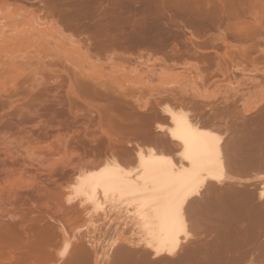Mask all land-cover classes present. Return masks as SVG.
Segmentation results:
<instances>
[{
  "label": "rangeland",
  "instance_id": "374dc122",
  "mask_svg": "<svg viewBox=\"0 0 264 264\" xmlns=\"http://www.w3.org/2000/svg\"><path fill=\"white\" fill-rule=\"evenodd\" d=\"M221 32L227 44L215 40ZM125 34L146 36L148 45L117 46L122 56L111 48L96 57L85 52L90 42L95 52L118 36L126 46ZM190 37L212 41L200 49L208 58L193 56ZM154 41L167 57L150 49ZM238 48L249 52L246 59L235 57ZM225 51L234 62L225 59L223 75ZM160 93L192 100L188 112L215 124L208 127L222 151L218 177L205 174V184L180 205L186 233L168 256L145 249L129 196L76 202L70 187L78 168L99 169L110 158L135 171L138 148L152 145L133 134L116 140L83 99L96 105L115 97L141 114ZM263 110L264 0H0V264H264ZM179 147L169 155L176 164Z\"/></svg>",
  "mask_w": 264,
  "mask_h": 264
},
{
  "label": "bare ground",
  "instance_id": "6f19581e",
  "mask_svg": "<svg viewBox=\"0 0 264 264\" xmlns=\"http://www.w3.org/2000/svg\"><path fill=\"white\" fill-rule=\"evenodd\" d=\"M49 9H50V11H48V10L47 11H48V13H50L52 15H53L54 12L58 11V10H56V11L51 10V8H49ZM56 14H58V12ZM107 33H108V31H107ZM229 33H231V32H229ZM106 36L108 38V35H106ZM114 36H116V35H114ZM142 36L136 39L134 36H131L129 34L128 35L125 34L124 39H125V41H127L126 42L127 43L126 46L122 45L123 44L122 43V37L119 38V36H118V38L117 37H114V39L112 38L113 40L110 42L109 46L103 44L106 40L102 41V39H101V41L103 43L98 45V46H96V48H95L96 51L95 52L91 51V47H90V43L91 42H90L88 46L85 45L86 46L85 52H86L87 55H91V56L95 55V57H96V55H98L100 52L105 51V50L110 49V48H111V50L114 49V50H112V52L115 51V48L117 46L119 47V49H120V46H121V48H124L125 50L129 49L131 44H136L137 46H142V47L144 46L145 47L146 45H148V40L146 39L147 38L146 36H145V38H144V36L143 37ZM236 36H238V35H236ZM98 37H100V36H98ZM98 37H97V39H98ZM195 39H196V37H195ZM215 40H220L224 44H227L226 33L225 32H221V35L218 38H216ZM155 41L153 42L154 44H152V45L149 44L150 45V49L153 52H161V51L163 52V50L165 48L163 46H165V45H162L161 44L162 42H160V41L159 42H155ZM188 42H190V44L194 47L195 51L193 52V56L198 58V60L206 59V58H208L210 56V55L209 56L205 55L203 50H200V49L201 48H205L208 45L210 46L211 42H212L211 40H205V41L202 40V42H198L197 43V42L193 41L192 37H190V38H188ZM231 47H233L234 49L236 48L235 46H231ZM92 48H94V47H92ZM143 50H145V49H143ZM166 50H168V49H166ZM236 50H237V55H235V57H237L239 59H246L248 51L245 48H238ZM227 51H229V50H227ZM227 51H225L221 55L217 53L218 55H220V57L222 58V60L224 62V67L221 66L220 63H217L219 69H220V67H223L225 69V71H222L223 75H225L227 72H229V70L227 68V66L229 67V65H227V63L225 62V59H228L230 61V63L234 62L233 61L234 55H232L233 57H231V55H229V54H234V53H229L228 54ZM115 52H116L115 54L113 53L114 56H117V55L118 56H120V55L122 56L121 53H119L117 51H115ZM141 52H143V51H141ZM171 52L173 54H176L173 51V49L171 50ZM187 52L190 54L189 50ZM187 52H186V54H187ZM234 52H235V50H234ZM117 53H119V54H117ZM163 53H164L165 57L168 56V53H166L165 51ZM177 55H179V54H177ZM182 58H184V57H182ZM212 58H214V57H212ZM248 58H250V56ZM166 60H167V58H166ZM187 60L188 59H186L185 61H187ZM159 61L160 62L161 61L164 62L165 60L162 57V58H160ZM174 64H176V63H174ZM199 64L200 63H197V65H199ZM199 66H201V65H199ZM234 66H236V65H234ZM197 70H198V68H197ZM199 76H200V74H199ZM203 79H205V78H203ZM86 83H88V82L86 81ZM100 89H101V87H100ZM99 92L97 90H94V93H95L94 96H99ZM102 94H103V92H102ZM177 96L178 95L175 96V94H169V93L161 95V93H160L158 95V97H156L154 99V106H150V107L148 106V108H146L147 104L144 103L146 105V107L144 105V109L143 110H145V111H144V113L140 112L141 114H138L137 111L133 107L128 106V104L125 103L124 101H122V99H116L115 97H114L115 99L114 98L113 99H109L107 97L105 99L104 103H100V104H96V105L93 104V103H88L86 100L83 99V102L87 103L89 105V107H91V108L96 110V112L98 114V123L101 126L106 124V125H109V126L113 127V129H114V134L113 135H114L116 140L122 142V136H124V138H125V137L133 134L135 136L138 135V139L141 138L142 141L143 140L147 141V142H149L152 145L147 147L146 150L138 148L137 153H136L137 154V158H136L137 159L136 160L137 161L136 162L137 165H136V168L133 167V169H136L135 171L134 170L132 171V168H131V170H127L129 168H127V169L123 168V166H121L117 162L116 158L115 159L114 158L113 159L110 158V160H106V161L104 160L105 162H103V163L99 162L100 160L98 161V159L96 158L97 161L100 164L101 163L103 164L101 167L99 166L100 168L98 167L99 169H94V168L92 169L91 168L90 170L89 169L87 170L88 165H87L86 169H84L85 167L82 166V167L78 168V171H77L78 174L76 173L77 175L75 176V179H73V183L69 182L70 184H72L70 187H72V192L71 193L74 196V199H75V197H79L80 200H81V198H85L87 200H91L92 201L94 199H97V200L100 199V198H97L99 196V197H101V199H103V197H105V199L106 200L108 199V201H109V198H110V201H114L113 197L114 198L116 197V199L117 198L121 199L124 196H127V197L129 196L130 202L137 204L138 209L136 211V215H138L142 219V222H143V227H142L143 230L142 231L145 233L146 237H143L144 235L141 236V237H143L142 239H144L143 240L144 244L143 243H140V244H143L144 246H146L145 249L148 248L149 252L151 250L152 251L151 254H153V255H160V254H164L165 255L166 254V256H168V254H174L173 252H175V249L177 248L180 239L182 237H184L183 235L186 233V230H185L186 223H185V220L183 219V216H182L183 213L181 214V212H180V210H181L180 205L182 206V209H183L184 205H182V204L187 200V198L190 195L193 196V194H195L201 188V185L205 184V183H203L205 181L204 180V175L205 174L208 175L209 177H216L217 178L218 177L217 169H218V167H220L218 165H221V164H218L219 160H220V157L222 156L221 155L222 151H221V148H220V146H221L220 145V139L215 133H213L210 130V129H213V128L212 127H208V126H214L215 124L213 122H211L210 124H214V125L205 124L204 121L201 119V117L199 115L192 114L191 112H190L191 113L190 114L188 112L189 109H187V107L194 105V102L192 100H189V98L188 99H186V98L184 99L182 97L183 95H181V97H177ZM117 98H120V97H117ZM138 99L140 100V98H138ZM160 102H161V104H160ZM67 104H71L69 99H68V103ZM135 104H138V103L135 102ZM200 106H201V104L199 103V107ZM89 107L87 109H89ZM202 108H204V107H202ZM77 109H79V108H77ZM138 109H140V107H138ZM189 111H191V110H189ZM198 113H200V112H198ZM49 115H50V113H49ZM207 119L208 118H206V120ZM58 122H57V124H58ZM152 123H153V125H155L154 126L155 128L150 129L151 128L150 126H151ZM60 124H63V123L60 122ZM215 127L216 126H214V128ZM154 129L155 130H159L161 133L158 134V135L157 134H153L151 132V130L153 131ZM64 130H66V128ZM20 137H22V136H20ZM125 139H127V138H125ZM34 141L36 142V140H34ZM125 141H126L127 144L130 142V140H129V142L127 140H125ZM174 145H177V146H174ZM138 147H140V146H138ZM174 147H176V148L179 147L180 148V150L178 152V154L180 155V163L179 164L174 163L169 158V155L173 152V149H176ZM176 153H177V151H176ZM117 159H118V157H117ZM0 162H2V161H0ZM6 164L8 166V169H11V168H9L10 166L8 165L9 163L7 161H5V165ZM10 164H12V163H10ZM13 164H16V163H13ZM70 164H71V162H70ZM35 165H38V164H35ZM65 165H67V164H65ZM92 165H93V163H92ZM96 165H98V164H96ZM0 166H2V165H0ZM7 166L6 167L4 166V167L7 168ZM20 166H22V165H20ZM84 166H86V164H84ZM69 167H70V165H69ZM75 167H73V168H75ZM126 167H128V166H126ZM62 169H63V167H62ZM12 170L13 169H11V171ZM26 172H29V171L27 170ZM38 176H39V174H38ZM36 186H38V185H36ZM35 189H37V188H35ZM34 191L37 192V190H34ZM23 193H25V192H23ZM65 193H67V192H65ZM67 194H69V193H67ZM18 195L19 194H17L16 196L18 198H21ZM62 195H64V194H62ZM261 196H264V195L260 194V197ZM37 197H39V193H38ZM111 197H112V200H111ZM64 200H67V199L64 198ZM83 200L84 199H82V201ZM75 201H76V199H75ZM82 201H80V202H82ZM84 201H85L84 203H86V204H87V202H89V201L86 202V200H84ZM69 203L73 204V202H69ZM79 204H81V203H79ZM66 206H67V204H66ZM76 206H78V205L76 204ZM114 206H115V204H114ZM55 208H56V206H55ZM65 208H63V209H65ZM89 209L90 208H88V210ZM51 210H54V209H51ZM96 210H98V209H96ZM55 211H57V210H55ZM71 212H69V213H71ZM81 212H84V211L81 210ZM48 214H50V212ZM104 214H105V212H104ZM92 216L93 215H91V217ZM102 216H103V214H102ZM36 217L38 218V216H36ZM56 218H57V216H56ZM100 218H103V217H100ZM84 219H85V217H84ZM35 220H37V219H35ZM90 221H92V220H90ZM41 222H42V220H41ZM65 223H67V222H65ZM241 225L242 224H240V226ZM136 226H138V225H136ZM64 227H65V225H64ZM113 227H115V226H113ZM77 228H79V227H77ZM50 229L51 228L49 227V230ZM68 229H69V227H68ZM98 229H100V228H98ZM241 229H243V227ZM53 230H55V229H53ZM57 230H58V228H57ZM60 230H61V227H60ZM92 230H93V228H92ZM92 230H91V232H92ZM37 231H39V230H37ZM106 231H107V229H106ZM97 232H98V230H97ZM107 232H109V231H107ZM111 236H112V232H111ZM87 238H88V236H87ZM93 239H92V241H93ZM142 239H141V241H142ZM183 239L185 240V242L187 241L186 238H183ZM143 245H141V247ZM163 250H166L168 252L164 253ZM126 253L127 252H125V254ZM175 253H177V252H175ZM178 253H179V251H178ZM129 254H131V253L129 252ZM259 254L262 255L261 252ZM110 255H108V256H110ZM156 257L158 258V256H156ZM138 260H140V259H138ZM165 260L158 261L155 264H159V263L160 264H164V263L166 264L167 261L165 262ZM143 261H144V259H143ZM125 262H126V260H125ZM130 263H131V261H130ZM140 263H141V261H140Z\"/></svg>",
  "mask_w": 264,
  "mask_h": 264
}]
</instances>
